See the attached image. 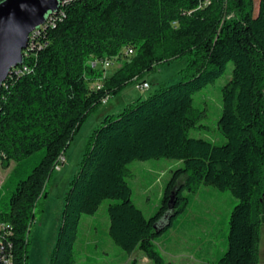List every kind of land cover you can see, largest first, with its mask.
Wrapping results in <instances>:
<instances>
[{
    "label": "trees",
    "instance_id": "obj_1",
    "mask_svg": "<svg viewBox=\"0 0 264 264\" xmlns=\"http://www.w3.org/2000/svg\"><path fill=\"white\" fill-rule=\"evenodd\" d=\"M31 46L32 39L28 55L0 88V161H17L9 178L15 176L9 210L0 211V252L8 264L28 263L30 227L88 116L157 65L183 57L181 80L106 115L91 132L66 195L51 264H78L81 219L106 199L115 200L106 234L123 253L141 250L151 264H171L156 241L187 222L203 186L229 191L235 206L225 248L201 264H259L264 0L256 15L255 0H61ZM127 48L134 53L123 58ZM105 57L121 60V69L104 76L90 64ZM229 62L234 70L222 88L218 120L226 142L191 137L202 117L194 94L219 79ZM24 66L29 71L17 74ZM159 158L181 160L183 167L173 170L161 204L147 217L133 200L129 165Z\"/></svg>",
    "mask_w": 264,
    "mask_h": 264
},
{
    "label": "rangeland",
    "instance_id": "obj_2",
    "mask_svg": "<svg viewBox=\"0 0 264 264\" xmlns=\"http://www.w3.org/2000/svg\"><path fill=\"white\" fill-rule=\"evenodd\" d=\"M258 6L259 0H255V15L258 13ZM123 52V58L131 56L125 54V49ZM186 64L187 59L183 57L157 65L143 78L150 84V88L140 87L139 82L143 79L135 81L124 90L111 95L109 103H103L84 121L65 158H62L60 167L56 169L48 183L44 211L41 212L38 208L36 220L30 227L27 264H51L52 252L62 224L66 195L71 181L79 170L91 132L101 124L106 115L121 112L126 105L138 98H147L163 84H173L181 80L180 71ZM121 66V60L113 59V64L104 70V76L117 73ZM233 70L234 63L229 62L225 73L219 79L194 94V107L202 117L200 125L190 129L191 137L208 139L218 145L226 142V137L219 129L218 120L222 113V88L232 78ZM98 82L101 81L95 83ZM16 164L17 161L12 160L10 165L6 166L0 161V211L9 210L15 176L9 178ZM180 167H183L181 160L169 158L134 161L129 165L132 174L128 180L133 189V200L147 217L156 212L173 170ZM6 181L7 185L2 187ZM203 187L205 190H213L214 195L199 192L187 222L180 229L171 230L167 240L156 241L158 249L171 264H201L207 260L212 261V252L216 253L225 248L223 240L229 234L230 213L235 206L232 199L235 198L229 191H221L213 186ZM113 202L114 199H106L94 215L82 217L75 244L78 264H131L133 261H137L138 264H151L141 250L124 256L120 246L106 234L110 223L108 207ZM261 221L259 264H264V200ZM98 236L101 237L100 240ZM210 239L212 242H208Z\"/></svg>",
    "mask_w": 264,
    "mask_h": 264
},
{
    "label": "water",
    "instance_id": "obj_3",
    "mask_svg": "<svg viewBox=\"0 0 264 264\" xmlns=\"http://www.w3.org/2000/svg\"><path fill=\"white\" fill-rule=\"evenodd\" d=\"M59 4V0H3L0 3V88L11 70L22 64L30 34L58 10ZM0 264H8L1 252Z\"/></svg>",
    "mask_w": 264,
    "mask_h": 264
},
{
    "label": "built area",
    "instance_id": "obj_4",
    "mask_svg": "<svg viewBox=\"0 0 264 264\" xmlns=\"http://www.w3.org/2000/svg\"><path fill=\"white\" fill-rule=\"evenodd\" d=\"M59 1H61V0H59ZM54 13H52L51 15H53ZM45 24H46V21L40 27L36 28L30 34V38H32V46H31V48H29V50L33 49L34 46L36 45V37L44 29ZM133 53H134V49L133 48L125 49V54L126 55H132ZM26 55H28V53H23V57L26 56ZM113 59H115V58L105 57V58L95 59V60L90 61V64L94 68L105 70L106 68H109L113 64ZM27 71H29L28 67L24 66L23 70H20L19 73H17V74H23V73H25ZM3 84H5V82ZM98 85H101V82L95 83V86H98ZM140 87L143 88V89H148V88H150V84L148 82H143L142 84H140ZM107 101H108V99L104 100V103H107Z\"/></svg>",
    "mask_w": 264,
    "mask_h": 264
},
{
    "label": "crops",
    "instance_id": "obj_5",
    "mask_svg": "<svg viewBox=\"0 0 264 264\" xmlns=\"http://www.w3.org/2000/svg\"><path fill=\"white\" fill-rule=\"evenodd\" d=\"M109 102H110V99L107 101V103H109ZM151 169H153V167H151ZM148 171H151V170L148 169ZM200 192H205L207 195H214V191L213 190H205L204 187H202V189L200 190ZM232 202H233V199H232ZM174 230H178V229H174ZM98 234L100 236V231L99 230H98ZM99 236H98V239L100 240V237ZM169 236H170V234L167 237L166 236L165 237H162V240L163 239L164 240H167L169 238ZM124 256H126V255L124 254Z\"/></svg>",
    "mask_w": 264,
    "mask_h": 264
},
{
    "label": "bare ground",
    "instance_id": "obj_6",
    "mask_svg": "<svg viewBox=\"0 0 264 264\" xmlns=\"http://www.w3.org/2000/svg\"><path fill=\"white\" fill-rule=\"evenodd\" d=\"M59 2H60V1H59ZM59 5H60V4H59ZM58 9H59V8H58ZM31 39H32V38H29V42L31 41ZM29 42H28V44H29ZM27 48H28V46H27ZM27 48H26V49H27ZM26 49H25V50H26ZM25 50H24V51H25ZM23 53H24V52H23ZM17 67H19V66H17ZM17 67H15V68H17ZM15 68H13V69H15ZM13 69H12V70H13ZM12 70H11V71H12Z\"/></svg>",
    "mask_w": 264,
    "mask_h": 264
}]
</instances>
